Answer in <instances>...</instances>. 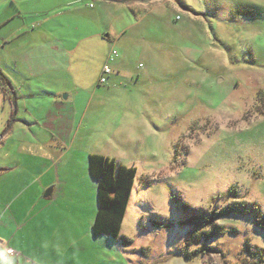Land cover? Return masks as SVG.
<instances>
[{"label":"rangeland","instance_id":"obj_1","mask_svg":"<svg viewBox=\"0 0 264 264\" xmlns=\"http://www.w3.org/2000/svg\"><path fill=\"white\" fill-rule=\"evenodd\" d=\"M90 1L92 7L81 2L78 10L49 14L64 46H81L79 54L68 50L72 72H24L23 80L95 85L78 89L75 145L137 173L120 238L81 231L64 264H264V232L253 214L218 218L219 234L202 237L213 230L202 222L227 206H258L264 215V0H122L126 9ZM1 2L0 18L19 8L28 13L8 26L25 28L13 33L10 54L0 51L3 66L22 80L14 59L41 43L31 26L45 8L40 0ZM94 19L112 42L83 40L99 31ZM105 61L110 74L100 83ZM3 77L0 138L16 108L3 97L1 89L12 87ZM32 104L41 112L51 106L48 98L33 99L28 112ZM1 151L11 152L6 145ZM190 216L198 227L183 224Z\"/></svg>","mask_w":264,"mask_h":264},{"label":"crops","instance_id":"obj_2","mask_svg":"<svg viewBox=\"0 0 264 264\" xmlns=\"http://www.w3.org/2000/svg\"><path fill=\"white\" fill-rule=\"evenodd\" d=\"M1 1L9 4V0ZM40 1L45 12L31 14L39 16L31 23V29L34 32L35 29L40 30L38 37L41 43L30 44L14 59L22 69L18 68L17 73L22 80L15 77L16 72H12L7 63L4 67L0 62V72L12 86L11 89L1 87L3 97L11 103L15 99L16 104L15 109L12 104L7 119L9 124L13 117L12 125L0 138V264H64L72 243L78 237L75 235L81 231L84 236L93 235L92 227L98 211L97 181L89 172V156L95 153L88 144L82 150L75 145L79 125L74 108L78 89H94L95 85L83 86V81L72 80L70 83L68 80L69 84L55 86L56 82L52 85V81L23 80L24 72L32 78L72 72L70 52L79 54L81 46L76 45L78 47L71 49L64 46L62 35L52 22L53 15L62 10H78L81 2H86L85 5L90 7L93 3L90 0H48L55 6L47 9V0ZM97 1L101 7L114 5L128 8L127 2L122 0ZM17 11L0 18V51L7 50L9 54L13 33L25 28L19 26L14 31L8 26L17 16L28 14L21 8ZM95 22L99 31L87 35L83 40L112 42L111 34L100 32L104 26L96 19ZM30 25L27 24V27ZM109 28H113V25ZM111 55L112 52L107 57L108 62ZM107 61L104 66L108 64ZM63 88L68 90L66 99L60 98ZM42 97L48 98L51 106L41 112L32 104L34 109L28 112V102ZM23 105L26 110H23ZM5 145L11 150L7 156L1 151ZM31 152L35 153V158L28 155ZM100 155L112 157L107 153ZM80 167L82 174H79ZM49 190L51 194L45 198ZM99 237L112 239L108 233ZM3 247L12 248L17 255H6Z\"/></svg>","mask_w":264,"mask_h":264},{"label":"trees","instance_id":"obj_3","mask_svg":"<svg viewBox=\"0 0 264 264\" xmlns=\"http://www.w3.org/2000/svg\"><path fill=\"white\" fill-rule=\"evenodd\" d=\"M3 79L6 81H4L5 83H8L6 78L3 77ZM89 172L92 178L97 181L98 187V211L92 227L93 235L98 237L101 234L109 233L112 239L117 240L120 238L121 225L133 189L137 169L136 167L118 165L114 159L107 156L91 154L89 156ZM247 214L255 216L256 225L264 232V215L259 213V207L253 206L248 209L241 204H237L227 206L204 220L202 224L210 223L213 230H205L202 237L205 239L216 237L219 230L223 229V227L217 225L216 219L230 215ZM197 221V217L190 216L183 224L198 227Z\"/></svg>","mask_w":264,"mask_h":264},{"label":"built area","instance_id":"obj_4","mask_svg":"<svg viewBox=\"0 0 264 264\" xmlns=\"http://www.w3.org/2000/svg\"><path fill=\"white\" fill-rule=\"evenodd\" d=\"M109 74H110V69H109V66L107 64L103 68V74H102V77L100 79V83L106 82V77L105 76L109 75ZM4 252H5L6 255L11 256V257H13V256H15L17 254V252L15 250H13L12 248H9V247H5L4 248Z\"/></svg>","mask_w":264,"mask_h":264},{"label":"water","instance_id":"obj_5","mask_svg":"<svg viewBox=\"0 0 264 264\" xmlns=\"http://www.w3.org/2000/svg\"><path fill=\"white\" fill-rule=\"evenodd\" d=\"M51 194V190L47 191L46 194H45V198L49 197Z\"/></svg>","mask_w":264,"mask_h":264}]
</instances>
